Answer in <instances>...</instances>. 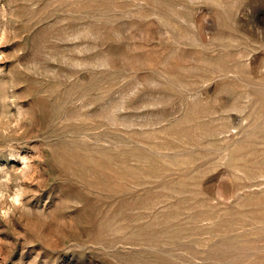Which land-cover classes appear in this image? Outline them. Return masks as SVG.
I'll use <instances>...</instances> for the list:
<instances>
[{
  "label": "rangeland",
  "instance_id": "obj_1",
  "mask_svg": "<svg viewBox=\"0 0 264 264\" xmlns=\"http://www.w3.org/2000/svg\"><path fill=\"white\" fill-rule=\"evenodd\" d=\"M0 195V264H264V0H0Z\"/></svg>",
  "mask_w": 264,
  "mask_h": 264
},
{
  "label": "clouds",
  "instance_id": "obj_2",
  "mask_svg": "<svg viewBox=\"0 0 264 264\" xmlns=\"http://www.w3.org/2000/svg\"><path fill=\"white\" fill-rule=\"evenodd\" d=\"M2 195H0V199H2ZM14 203H18V200H14Z\"/></svg>",
  "mask_w": 264,
  "mask_h": 264
}]
</instances>
